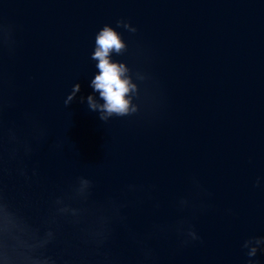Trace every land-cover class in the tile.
<instances>
[{
  "label": "water",
  "instance_id": "1",
  "mask_svg": "<svg viewBox=\"0 0 264 264\" xmlns=\"http://www.w3.org/2000/svg\"><path fill=\"white\" fill-rule=\"evenodd\" d=\"M0 5L22 26L18 56L7 61L16 99L7 119L21 123L25 111L33 112L52 138L70 126L71 151L56 155L46 144L33 158L45 184L32 189L35 218L48 211L59 189L88 174L101 200L130 182L156 185L158 213L150 202L127 210L130 224L142 231L153 220L179 217L174 201L196 175L213 193V209L193 220L204 243L178 250L174 236L162 240L156 245L160 264H244L242 241L264 235V188H253L264 175V0H0ZM122 16L140 29L134 40L127 34L125 39L151 53L167 115L153 126L115 121L107 132L85 104L77 100L65 110L63 98L76 82L81 95L91 93L94 34ZM107 138L110 154L103 151ZM10 186L15 195L16 183ZM229 208L232 215L225 214ZM112 250L128 259L137 254L124 232ZM260 259L264 264V256Z\"/></svg>",
  "mask_w": 264,
  "mask_h": 264
},
{
  "label": "clouds",
  "instance_id": "2",
  "mask_svg": "<svg viewBox=\"0 0 264 264\" xmlns=\"http://www.w3.org/2000/svg\"><path fill=\"white\" fill-rule=\"evenodd\" d=\"M21 31L22 26L9 19L0 5V264H160L156 245L162 240L174 236L178 250L202 245L193 220L213 209V193L196 175L189 178L188 191L174 201L179 217L174 222L153 220L142 231L130 224L127 210L150 202L158 213L162 204L153 195L156 185L130 182L118 195L101 200L95 198L96 183L88 174L76 176L59 189L48 211L35 218L32 189L43 190L45 184L39 166L32 163L34 156L46 144L56 155L71 151L73 145L66 135L70 126L52 138L33 112L25 111L21 123L7 119L16 107L7 61L18 56ZM139 31L122 16L115 26L106 23L95 32L88 57L95 68L88 82L91 93L81 95L82 85L73 83L63 98V109L79 100L97 114L107 132L115 121L153 126L166 118L167 96L150 68V51L138 41L133 45L125 39L127 34L134 40ZM108 143L107 138L105 154H110ZM13 181L15 195L10 186ZM253 188H264V175L256 177ZM225 214L232 215L233 210L226 209ZM120 232L136 249L133 259L112 250ZM241 249L244 264H261L264 235H249Z\"/></svg>",
  "mask_w": 264,
  "mask_h": 264
}]
</instances>
